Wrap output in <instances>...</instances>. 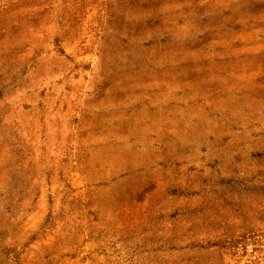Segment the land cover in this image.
Masks as SVG:
<instances>
[{
  "label": "rangeland",
  "instance_id": "rangeland-1",
  "mask_svg": "<svg viewBox=\"0 0 264 264\" xmlns=\"http://www.w3.org/2000/svg\"><path fill=\"white\" fill-rule=\"evenodd\" d=\"M0 264H264V0H0Z\"/></svg>",
  "mask_w": 264,
  "mask_h": 264
}]
</instances>
